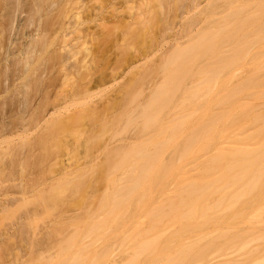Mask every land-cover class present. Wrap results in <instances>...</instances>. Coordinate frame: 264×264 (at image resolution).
<instances>
[{
  "label": "bare ground",
  "instance_id": "6f19581e",
  "mask_svg": "<svg viewBox=\"0 0 264 264\" xmlns=\"http://www.w3.org/2000/svg\"><path fill=\"white\" fill-rule=\"evenodd\" d=\"M252 1L225 0V3H228L227 14L224 13L226 15L222 14L223 17L216 19V25L211 24L209 30L205 29L206 33L202 31V36H196L197 40L195 37L193 45L190 43L188 47L182 48L177 45L180 44L178 42L160 63L133 70L131 79L134 81L126 86V96L125 92L121 91L113 100H109V103L118 104L129 96L127 100L130 105H139L137 107H140V110H132L135 113L127 109H124L127 114L120 112L126 115V122L121 119L123 115H116L119 117V123L116 120L114 124L125 122L123 129H126V126L128 128L129 124H136L140 131L148 134L145 139H140L138 135L132 137L133 144L129 145V149L127 146L124 150L122 147H118L119 150L116 148L118 151L113 149L115 151H109L105 160L100 163L90 164L93 160L88 162L89 158L87 161L83 159L85 162H81V159L77 163L72 162L73 166L69 160L67 166H63L61 172L59 171L61 175L54 178V181L57 179L61 182V179L66 180L70 176L67 181L69 187L66 185L70 188L72 181L75 182V178H71L74 175L77 176L78 186L82 182L77 183V178L84 180V177L89 175H84V171L88 170L85 169L87 164L89 163L90 167L94 163V166L90 167L93 168L91 171L106 178V185L112 191L108 189L109 191L105 192V201L98 200L102 205L97 203L100 208L94 214H100L104 207L109 208V211H103L107 212L106 216L101 213L105 217L99 214L96 216L104 219L92 222L97 231L92 230L94 226L90 229V225L87 227L90 230H86H89L92 238L105 228L112 230L111 233L118 238L121 235L123 244L127 245L124 249L128 257L126 263L124 252V257L121 256L125 259L122 261L124 264H264V44L261 43L264 37V0ZM75 2L76 0H0V79H4L7 69L9 71L7 66L12 70L11 74L15 75L14 79H23L20 82L22 84L14 86L20 89L17 93L20 98L17 105L19 110L21 109V116L19 112L17 116L20 119L11 123L8 121V124L7 121L4 123L0 120V156L10 155L8 158L12 159L8 162L11 167L14 165L13 157L17 152L14 150L17 146L15 144L16 147L11 145L3 148L2 143L11 139L13 134L25 136L24 140L27 142L23 140L22 143H30V140L26 139L28 135L32 136L33 131L47 129L48 126L52 128L55 123L53 121L48 125L49 119L64 108L67 111L71 105L77 106L74 108L75 113L71 110L72 115L61 116L58 122L61 129L70 130L71 124L79 123L88 115L95 117L97 109L93 107L96 104L87 107L85 98L92 95L94 87L97 88L103 81L101 76L105 77L109 73L108 69L105 76L102 74L103 70L98 74V65L85 66L82 70V66L75 63L76 83L70 94L68 93L69 97L65 96L69 103H66L65 99V105L59 103L49 107L51 100L48 101V98L53 94L55 96L54 92L58 89L57 83L60 81L54 80L64 79L63 67L72 57L69 49L71 47L66 44L67 39L73 34H90L91 23H95L99 14V9L89 7L86 17L77 21L74 15ZM162 2L161 0L159 3ZM100 12L102 16L103 11ZM22 15L25 17L19 38L23 41H17L16 44L12 41L15 47L8 52V38L13 31L15 17H21L23 20ZM27 28L31 31H26ZM63 51L70 56H65ZM223 71L226 73L222 74ZM99 75L100 78L97 77ZM156 78H162L163 81L161 80L160 87L155 90V95L150 96L152 98L145 104L136 103L142 94L152 89L146 79ZM35 79L40 80L36 82ZM41 79L54 80L37 85ZM186 79H193V82L192 85H187L190 88L185 89ZM3 83L0 81V95L9 93V89L2 90ZM41 85L44 87L40 88ZM134 86L137 89L130 97L129 91H132ZM35 87L38 89L37 95H42V98L39 96L41 101H45L41 106L31 103L36 94ZM182 89L185 94L183 92L181 101L176 102V94ZM32 90L35 92L33 95ZM39 90L42 94H39ZM7 103L3 105L7 106ZM38 136V142L32 136L35 145L31 147L34 149L42 147L49 140L48 134ZM46 136L48 139L45 142ZM96 139L92 141L93 144ZM167 151L172 154L167 155ZM2 160L0 175L5 173L6 169L3 167L9 166L8 162H4L6 159ZM14 160H17L16 155ZM7 166L5 168L13 170ZM118 173L121 177H118ZM104 174L107 176L104 177ZM60 177L62 178L59 179ZM90 177L89 179L95 178ZM91 181L88 182L93 184ZM67 182H62V185ZM24 184L22 185L25 186ZM22 185L20 187H23ZM74 186L75 183L72 187ZM27 188L22 189L23 199L28 197L25 196L30 191ZM57 188L61 189V186ZM64 189L61 190L68 192ZM76 189L78 190V187ZM33 191H30L31 194ZM40 191L42 189L37 190ZM43 191L45 193L47 190L43 188ZM52 192L46 193L50 196ZM14 200L19 202L20 198L15 197ZM10 201L12 199L8 202L4 200L5 204L1 201L3 206L0 205V208L9 209L16 204L13 202L11 205ZM91 214H87L88 220ZM31 217H28V220ZM82 225L86 224L79 223V226ZM86 230L83 232L88 233ZM79 232L77 230L74 237ZM111 233L99 236L103 238ZM77 237L80 238L81 234ZM109 237L111 238V235ZM98 238L96 240H100ZM94 241L95 239L91 244L87 242L86 245H89L85 248L81 245V250L85 252V249H88L87 253L90 252L89 248L94 245ZM82 251V256L77 252L76 254L88 260L90 253L85 252V258ZM103 255L105 256V253ZM75 256L74 258L77 257ZM101 256L95 254L93 260L90 259V264L111 262L107 256ZM113 257L111 258L114 262L110 264H120L117 263V255V258L114 257L116 260Z\"/></svg>",
  "mask_w": 264,
  "mask_h": 264
},
{
  "label": "rangeland",
  "instance_id": "374dc122",
  "mask_svg": "<svg viewBox=\"0 0 264 264\" xmlns=\"http://www.w3.org/2000/svg\"><path fill=\"white\" fill-rule=\"evenodd\" d=\"M160 1L76 0L74 4V15L77 21L83 20L86 17L89 7L97 8L96 10L99 9L100 11L102 10L104 16H101V12L98 10L97 14L99 12L98 15L101 19L99 18V20L97 15V19H95L97 22L94 21L97 24L95 25V23H91L92 27L90 28V34H73L67 39L66 44L71 47L69 49L72 52V57L71 59H68L67 62H65V66L63 67L64 69L62 74H64V79H41V81H39L37 85L41 84V82L42 84H46L48 83V80H54L55 82L60 80L58 81L59 84L57 83V85H59L57 89L58 92L56 90L54 92L55 96L53 94L52 97H49L50 99L48 98V101L51 100V102H49L51 103L49 106L51 108V105L54 104L61 103L60 105H65L66 103H69V99L66 97H69L68 95L72 91V87L73 85H75L74 83H76L77 78L76 73H74L76 68L75 63H79L80 67L82 66V70L85 66L98 65L96 66L97 69H100L99 71H97L99 72L98 74H100V71L103 70L104 72H102V74L105 76V73L107 74V72L105 71H108V69L109 73L105 77L101 76L102 74L97 76L99 78L101 76L100 79H103V81L97 88L94 87L95 90H92L94 92L92 95L85 98L87 100V107H89L90 105L92 107L95 104L97 105H95L96 107H93V109H97V111L95 110L96 114L94 113L95 117H89V115L87 114L88 116L82 119V121H80L79 123L71 124V128H69L70 130H63L59 127L58 122L62 115L64 117H68V115L72 113L71 110H73L75 113L74 108H76L77 106L74 107L75 105H71L70 107L72 109H69L70 107H68L67 111H65L66 109L64 108L63 111L59 112L60 114L56 113L57 115L55 114L52 116L53 118L51 117L49 119L47 123L48 125L53 121L55 123L53 127L51 126L52 128L48 126L47 129H39L31 133L35 141H37V138L40 137L38 135L48 134V142H46L48 139V137L46 136L47 138L45 140V145L42 146L41 144L42 147L46 146L44 147V149H42V147L40 146V148H32L35 145V143H33L35 141H33L34 139L32 140L31 135H28V138L31 139H26L30 140L29 142L33 144L22 143L25 136L16 133L15 135L13 134V136H11V139L5 140L6 142L2 143V145L4 146H2L3 148H5V146H15L16 144V149L14 147L15 150L12 148L11 151L14 150V152H16L17 150V154H14V165H12V167L10 166V162H8L9 159H12L11 157L8 158L10 155L3 157L0 156V167L3 163L1 162V160L3 159L2 161H4L6 159V161L4 162H8L9 164V166H6L13 169L12 171H10L11 169L5 168L6 166L3 167L7 171L4 170L5 173L0 175V200L2 199V202H0L5 204V202H3L4 200L8 202L10 199H12V201H10L11 205L13 204V202L16 203L14 204V206L12 205V207H9V209L8 207L7 209H5V207H2V209L7 210L6 212H4V210L2 211V209L0 208V264H90V259L93 260V256H95V254H101L102 256H104V253V257L107 256L108 260H111V262L113 261L111 257L114 256L115 258H117L121 253L117 258V263L124 264L122 261H124L125 259L121 258V256L124 257L122 253L124 252L125 255L124 249L127 245H125V243L123 244V237H121V235H117L120 238L116 237L115 234L113 235L111 233L112 230L108 228H105L106 230L108 229V233L107 231H105V229H101L102 232L99 231L101 233H93V235H97V237H99L98 239L100 240H96L97 237L93 236L96 242L94 241V245L89 248L91 251L87 253L88 249H85V252L87 254L90 253L88 255V260L83 259L84 257H81V259L80 256L77 255L82 251V246H84L83 248H85L89 245H86L87 242L91 244L94 240L91 236L92 234L89 235V230L92 228V226H94L92 225V222H94L95 220L99 221L101 219H104L102 218L104 216L103 214H105L106 216L107 212L109 211V208L105 209L106 207H104L102 208L103 210L100 212V214L97 212L99 215H103L101 219L97 218L99 216L98 214H94L97 209L99 210V205H102V203L98 200H104V195L106 194L105 192H107L110 187L106 185L108 182L105 181L106 178L104 179L103 177L98 176L94 174V172H92L93 168L91 169L90 167L94 166V163L89 167L88 162L93 160L90 162V164L92 162L100 163L105 160L106 154L109 151H112L113 149H116L118 147H122V149H125L126 146L128 148L130 144H133L131 142L132 137L138 135V137H141L140 139H145L148 135L146 132L140 131V128H138L139 126H136V124L132 125L128 123V125L126 123V125H128V128L126 126V129H123L127 120L125 121L126 118L124 119V116L126 115H123L122 113L120 114V112L124 111V113L127 114V111L124 109L129 110V112L133 109H135V111L138 109L140 110V107H137L139 105L135 103L133 105L129 104V101L127 100L129 96L126 98V102L123 101L122 103L118 104L114 102L109 103V100H113V98H115L121 91H124L126 96V86L134 81V79H131L133 70H136L139 67L146 68V66H152L153 64L155 65V63H160L162 59L166 55H168L177 45H181L182 48L183 46L188 47L190 43H192L193 45V43H195L194 39L196 36L199 38V35H201L202 31L205 32V29L209 30L208 27L211 26V24L213 26V24L216 23V19L218 20L220 17H223L222 14L226 13V5L228 4L225 3V0H162L163 2L159 3ZM254 1L255 0H253L252 2ZM24 17L23 20H21V17H15L14 25L12 27L13 31L9 34L11 36L8 38L10 39V41L8 40V44L10 45L8 52L13 50L17 41H23L22 38H19L21 36L19 31L21 29L22 23L24 22ZM30 28L32 29V26ZM30 28H27L26 31H31ZM203 32L202 35L204 34ZM12 41L16 43L12 44ZM178 42H180V44ZM261 43L264 44V37L261 39ZM63 54L67 57L70 56L69 53H65L64 51ZM7 68H9V71L7 69L8 72L6 71L5 73L6 77L4 76V79H0L1 83L4 82L2 84L4 85L2 90L6 91L7 89H9L7 91H9L10 93L6 94L5 92V94H3L2 92L3 95H0V102L4 101L3 104H6L7 102L10 103H7L8 107L0 104L1 107L2 105L3 107H5L4 109H2L3 107H0V120H3V122L7 121L6 124H8L9 122H14V120L17 121L18 118L20 119V117L17 116V113L19 111L21 112V109L19 110V107L17 105V100L20 99L18 98L19 94L17 93L20 91V89L14 86L19 85V83L23 80L14 79L15 75L11 74L12 70H10V67L8 66ZM225 73L226 71L222 72V74ZM24 80L26 81L27 79ZM38 80L40 79H35L36 82ZM44 80H46V82ZM161 80L162 78L146 79V82L149 83V86H152V89L148 90L147 92L145 91L146 93L142 94V96L138 98L136 103H147L148 99L152 98L150 96L155 95L154 92L157 91L156 89L158 88V86L160 87L159 84L163 81ZM192 82L193 79H186L184 88H190L189 86L192 85ZM135 86L137 87V85ZM135 86L133 87L132 91H129L128 95H130V97H132L131 94L135 93V89H137ZM43 87L44 85L40 86V88ZM4 88H6V90ZM32 88H34V85L32 86ZM11 89H15L13 90L15 92L10 91ZM35 90L34 91L36 92V94L32 90V95L35 94V96L31 103L33 102V105L35 106H41L45 101H41L42 95H39L41 96L40 98L37 95L38 89L36 88ZM182 90H180L179 93L177 92L178 96L176 94L175 97L176 102L181 101V96L184 92V90ZM40 92L41 91L39 90V94H42V92ZM63 100L66 101L65 104V101ZM14 104L17 107H14ZM127 104H129V106ZM11 105L13 107H10ZM133 111L132 113H135ZM20 112L19 115L21 116ZM119 114L123 115L121 119H123V121L125 122L123 124L121 123L120 125H115L114 123H116V120L117 123H119V117L116 116ZM114 118L116 119L114 120ZM95 139L97 141L95 144H93L92 141H95ZM24 141L27 142L26 140ZM21 143L22 145L20 146ZM31 145L33 146L31 147ZM36 146H38V143ZM119 149L120 148H118V150ZM118 150L116 149V151ZM168 153L172 154V152L170 153V151H167L166 154L169 155ZM15 155L17 160H14ZM67 158L68 161H66ZM80 159L82 160L81 162H85L83 161V159H86V161L87 159L89 160L87 162V167H89L90 169L86 167L85 169H88L89 172L88 170H86L87 172L84 171V175L89 174L88 176H91L93 178L95 177L94 179H92L91 177V179H89L88 176H85L84 180H78V178H80L78 177L77 183L78 181H81L82 183L78 184L77 186V176L72 175L71 178H75V182H73L71 178L70 180L73 184L75 183V186L72 187L73 184H71L70 182V184L72 185H70V188L74 192L70 188H68L69 182L67 181L69 180L68 178L70 176H68L66 180L64 178L61 179L62 177H60L59 179H61V182H58L57 179L56 181H54V178H58L61 175L59 171L61 172L63 166H67L66 163H68L69 160V163H77L78 161H80ZM6 172H12L13 174L10 173V175ZM90 174H92L93 176ZM106 174H104V177L107 176ZM119 176L121 177V175L118 173V177ZM87 179L88 181L92 180L91 182H93L94 185L86 181ZM63 180L67 182L65 185H62V182H65ZM83 181L86 182V184L88 182L87 185L89 186H87ZM22 184H24L25 186H23ZM90 184L93 186L91 187ZM21 185L23 187H20ZM82 185L83 187L86 185V187L83 188ZM59 186H61V189L67 187L66 189H64V191L67 190L68 192H63V190H61L60 188L58 189L57 187ZM76 186L78 187V190L76 189ZM24 187L30 191H36H33L32 194L29 191L27 194H25V196H28L29 198L26 197L27 199H23L24 193L22 192V189ZM43 188L44 190H47L45 191V193H43ZM40 189H42L43 191H40L42 192V194L40 192H37V190L39 191ZM110 191H112V189H110ZM46 192L49 194L52 192V195L49 196V194H47ZM108 194L109 193H107V195ZM15 197L20 198L19 202H15ZM90 198L94 199L90 200ZM44 201H46V203H43ZM90 202L91 204H89ZM97 203H99V205H97ZM42 204H44L45 207L47 206L46 210L44 205ZM103 204L105 205L104 202ZM86 211H90L88 212L89 215L93 213L91 215H95L93 216L94 218L90 216L91 219L89 218L88 220L89 215L87 216L88 213H85ZM83 214H85V216H83ZM81 215L85 221L82 219ZM31 216L34 218H32ZM28 217H31L32 219L30 218L28 220ZM78 218L81 219L79 220ZM86 220H88L87 223ZM79 223L86 224L82 225V227L84 226L83 230L81 229L82 227L79 226ZM89 225L91 227H89ZM102 225L103 227L105 226L103 223ZM87 227H89L90 229ZM94 229L96 232L97 229L95 228V226L92 228V230ZM77 230L78 232H83L86 230L88 231V233L85 232V235L84 232H79L81 234V237L79 233H77L76 237H74ZM109 232L111 233V238L109 237L110 235L100 238L103 233H106L104 235H107L109 234ZM78 235L80 238L77 237ZM89 236H91V240ZM82 237L84 239L88 237L89 240L88 238L84 240ZM81 239H83V242L81 241ZM94 246H96L97 248H93ZM78 250H80V252ZM83 252L84 251H82V253ZM85 252L83 254L86 258L87 256L85 255ZM114 254H116L117 257ZM75 255L79 257V259H76L77 257ZM74 256L76 258H74ZM119 258H121V260ZM125 258L126 263L128 259L127 255H125ZM95 262L96 261L94 259V263ZM110 263L108 262V264ZM100 264L103 263L101 262Z\"/></svg>",
  "mask_w": 264,
  "mask_h": 264
}]
</instances>
